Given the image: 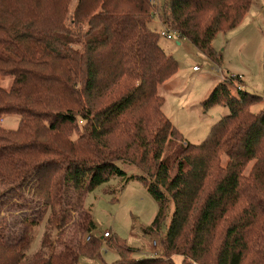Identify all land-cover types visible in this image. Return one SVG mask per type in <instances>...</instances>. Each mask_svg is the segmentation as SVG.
<instances>
[{
  "label": "trees",
  "instance_id": "1",
  "mask_svg": "<svg viewBox=\"0 0 264 264\" xmlns=\"http://www.w3.org/2000/svg\"><path fill=\"white\" fill-rule=\"evenodd\" d=\"M252 2L165 0L159 14L219 64L214 38L236 28ZM157 4L0 0V79H13L0 86V264H78L97 254L93 216L82 211L70 227L68 192L113 177L142 181L158 202L146 232L158 233L174 206L157 241L163 254L128 257L135 249L117 240L115 264H176L175 256L181 264H264V108L253 110L263 97L243 90L239 76L225 78L203 106L223 104L229 114L201 144L186 142L158 93L179 64L150 26ZM10 116L16 129L1 124ZM119 163L142 173L128 175ZM45 216L40 249L29 254Z\"/></svg>",
  "mask_w": 264,
  "mask_h": 264
},
{
  "label": "rangeland",
  "instance_id": "2",
  "mask_svg": "<svg viewBox=\"0 0 264 264\" xmlns=\"http://www.w3.org/2000/svg\"><path fill=\"white\" fill-rule=\"evenodd\" d=\"M164 1L156 0L160 17H154L150 26L160 33L161 46L175 58L179 69L158 87V93L164 98L162 110L173 126L182 133L186 142L201 144L208 137L212 127L229 114V109L223 104H216L208 109L203 106L215 86L225 78L239 76L243 90L263 97L262 103L253 110L258 112L264 108V0H253L247 15L236 28L216 35L212 45L216 54L221 57L219 64L203 54L189 40L175 37L168 39L162 35L169 30L162 24L163 14H159ZM196 66L199 67L197 71L194 70ZM12 80V77L2 78L0 86L10 88ZM236 86H231L234 94L238 92ZM1 124L6 128L16 129L19 118L6 117L1 120ZM170 147L171 145L167 150ZM119 166L125 169L128 175L141 172L128 163H119ZM5 190L0 184V195ZM68 200L74 206L71 208L70 227L80 219L82 211L89 212L95 223L91 234L100 240L98 253L82 254L78 264H115L121 258L117 249L119 247L115 244L117 240L121 248L135 249L132 254L125 251L128 257L139 259L154 253L156 256L163 254L157 241L167 232L174 206L173 203L170 204L169 215L158 233L146 232L158 213L159 205L142 181L136 179L123 183L120 177H113L82 195L69 189ZM14 215L23 216L20 211ZM46 223L47 216L33 227L29 254H34L40 249ZM69 230L70 228L66 234ZM106 232L111 237H104ZM56 233L55 231L53 238ZM88 236L85 235L84 241L91 242L94 237L88 240ZM174 260L176 264L182 263L180 256H175Z\"/></svg>",
  "mask_w": 264,
  "mask_h": 264
},
{
  "label": "built area",
  "instance_id": "3",
  "mask_svg": "<svg viewBox=\"0 0 264 264\" xmlns=\"http://www.w3.org/2000/svg\"><path fill=\"white\" fill-rule=\"evenodd\" d=\"M162 35L163 36H165V37H167L168 39H172L173 37H175V38H180V35L176 32V31H173V30H168V32L167 33H162ZM194 70H199V67H195L194 68ZM91 235H89L88 237H87V239L88 240H90L91 239ZM104 237H109V233L108 232H106L105 234H104ZM153 255H156L155 253L153 254Z\"/></svg>",
  "mask_w": 264,
  "mask_h": 264
},
{
  "label": "crops",
  "instance_id": "4",
  "mask_svg": "<svg viewBox=\"0 0 264 264\" xmlns=\"http://www.w3.org/2000/svg\"><path fill=\"white\" fill-rule=\"evenodd\" d=\"M247 15V14H246Z\"/></svg>",
  "mask_w": 264,
  "mask_h": 264
}]
</instances>
